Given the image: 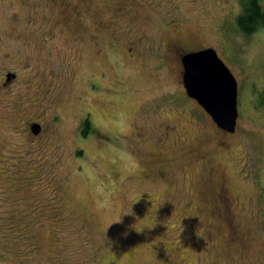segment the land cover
Wrapping results in <instances>:
<instances>
[{
	"label": "rangeland",
	"instance_id": "374dc122",
	"mask_svg": "<svg viewBox=\"0 0 264 264\" xmlns=\"http://www.w3.org/2000/svg\"><path fill=\"white\" fill-rule=\"evenodd\" d=\"M240 10L0 0V264H264V26ZM182 42L236 76L233 134L182 91Z\"/></svg>",
	"mask_w": 264,
	"mask_h": 264
},
{
	"label": "water",
	"instance_id": "95a60500",
	"mask_svg": "<svg viewBox=\"0 0 264 264\" xmlns=\"http://www.w3.org/2000/svg\"><path fill=\"white\" fill-rule=\"evenodd\" d=\"M186 94L195 99L221 129L233 132L236 128L238 109V82L217 50L208 47L183 58ZM14 78L7 73L6 79ZM31 131L38 134L41 125L33 122Z\"/></svg>",
	"mask_w": 264,
	"mask_h": 264
},
{
	"label": "trees",
	"instance_id": "16d2710c",
	"mask_svg": "<svg viewBox=\"0 0 264 264\" xmlns=\"http://www.w3.org/2000/svg\"><path fill=\"white\" fill-rule=\"evenodd\" d=\"M241 10L237 15V24L241 33L249 35L264 26V8L262 0H238ZM261 103L264 104V89L261 94ZM83 134L89 129V120L83 124Z\"/></svg>",
	"mask_w": 264,
	"mask_h": 264
},
{
	"label": "flooded vegetation",
	"instance_id": "af4514ba",
	"mask_svg": "<svg viewBox=\"0 0 264 264\" xmlns=\"http://www.w3.org/2000/svg\"><path fill=\"white\" fill-rule=\"evenodd\" d=\"M208 47H211V46H194L193 44H190V42L189 43H186V42H182V43H180V45H177V46H175L174 47V52H175V54H176V56H175V61H176V71H177V73H178V76H179V84H180V86H181V89H182V91L183 92H185L186 93V91H185V88H184V84H183V79H184V65H183V58L186 56V55H188V54H190V53H193V52H197V51H200V50H202V49H205V48H208ZM167 48H169V45L167 44ZM170 49L171 48H169L168 49V54L170 53ZM238 81V80H237ZM187 95V94H186ZM188 96V95H187ZM189 97V96H188ZM190 98V100H192L194 103H196V106H197V109H199L200 111H202V112H205L206 113V111L203 109V107L195 100V99H193L192 97H189ZM207 114V113H206ZM208 115V114H207ZM215 125V127L218 129V131H220V132H222L223 134H225V135H231V134H233L235 131H233V132H229V131H226V130H224V129H221V128H219L218 126H216V124H214ZM218 144L219 145H221L222 147H226L227 145H225L224 144V142L223 141H220V142H218ZM218 197H219V201L220 202H222V204L224 205V206H226L225 208H226V212L224 213V214H222V218L226 221V223L229 225L230 224V221H229V216H228V214H229V210H228V205H229V202H228V199H227V196H226V193H225V191L223 192V190L222 191H220L219 193H218Z\"/></svg>",
	"mask_w": 264,
	"mask_h": 264
}]
</instances>
